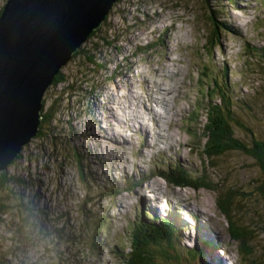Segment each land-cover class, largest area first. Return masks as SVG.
<instances>
[{"label":"rangeland","instance_id":"1","mask_svg":"<svg viewBox=\"0 0 264 264\" xmlns=\"http://www.w3.org/2000/svg\"><path fill=\"white\" fill-rule=\"evenodd\" d=\"M261 1H240L236 19L230 0H220L237 30H224L218 21L227 35L215 48L213 23L210 26L206 16L210 13L209 0L114 2L96 34L79 48L81 53L61 67L63 81L52 83L45 94L42 113L46 120L41 131L8 166L15 178L23 180L31 203L17 207L14 200L13 207L6 206L0 215V264H128L138 206L150 204L153 210L161 211L157 207L168 205L170 200L173 204L166 214L171 213L172 218L176 210L181 215L192 208L199 219L195 228L180 230L172 225L176 231H184L181 246L190 241L185 237L195 235L201 227L221 235L218 246L224 237L223 246L237 257V264H247L248 257L264 263V191L260 189L264 171L255 158L231 150L217 169L204 171L214 185L227 176L222 184L218 182L220 190L229 185L248 192L237 196L246 199L249 207L245 206L242 215L236 209L232 212L237 223L245 221L244 217L255 222L254 228L248 227L254 235L249 240L253 252L247 257L238 253L237 243L229 235L230 221L217 204L219 192L172 186L156 175L170 161L189 163L191 170L204 166L195 141L199 143L203 136L206 117L198 107H204L213 92L209 85L215 83L214 77L224 83L229 77L241 97L237 117L264 140ZM5 2L0 0V13ZM92 51L103 61V68L88 62L89 56L94 58ZM181 63L189 70L184 80L180 75L184 72L177 69ZM157 85L165 86L167 93L159 92ZM145 86L148 101L143 100ZM159 106L167 111L170 126L161 122ZM190 113L195 119L199 116L200 122H188ZM237 125L235 136L251 143L249 133ZM134 128L144 133L147 142L154 128L156 140L144 147L143 134L135 133ZM114 132L125 140L113 141L109 135ZM150 145L165 148L166 161L152 166L154 148ZM78 153L83 155L87 180L82 178ZM145 178L144 183H136ZM106 185L115 186L109 195ZM41 211L43 217H38ZM193 213L187 212L182 218L190 222ZM102 216L108 221L98 224ZM100 226L108 230L101 232ZM116 245L121 247L118 253L113 251ZM181 246L177 243L174 250L164 247L163 253L170 250L172 256H162L158 262L192 264Z\"/></svg>","mask_w":264,"mask_h":264},{"label":"water","instance_id":"2","mask_svg":"<svg viewBox=\"0 0 264 264\" xmlns=\"http://www.w3.org/2000/svg\"><path fill=\"white\" fill-rule=\"evenodd\" d=\"M117 0H6L0 13V176L40 132L46 91Z\"/></svg>","mask_w":264,"mask_h":264},{"label":"trees","instance_id":"3","mask_svg":"<svg viewBox=\"0 0 264 264\" xmlns=\"http://www.w3.org/2000/svg\"><path fill=\"white\" fill-rule=\"evenodd\" d=\"M214 1V2H213ZM210 2V13L209 11L206 12V16H208L207 21L211 26L212 25V38L216 39V44L213 45V48L218 42L222 41V37L226 32L224 30L236 31L237 28L234 24L231 23L229 15H227L226 9L223 8L220 0H209ZM215 12L217 14V19L215 17ZM223 24V28L220 23ZM223 30V32H221ZM98 30L93 31V33L89 36L91 38L94 34H96ZM222 33V34H221ZM227 35V34H226ZM146 50H151L150 48H145ZM143 49V50H145ZM264 50V47H261V51ZM78 53H81L79 49L74 56ZM92 58L89 56L88 62L92 66H99L100 69L103 68L102 62L96 59V53L92 51ZM228 72V71H227ZM61 72L56 75L55 81L53 84H57L62 80ZM229 77L226 76L225 83L227 86L232 87L233 85L228 80ZM240 98V96H239ZM246 102V101H245ZM236 103L235 96L232 94L227 98V95L222 94L218 95L217 97H209L208 101H206V105L203 107L208 115V121H206L205 126H203V136H200L199 143H197L200 147L199 153L206 166V173L210 170L217 169L218 166L221 164V159L229 154L231 150H239L247 155L255 158L257 163L260 165L261 169L264 171V140L260 139V135L257 131H253L250 127H246L242 124L237 117V112L234 108ZM44 104H45V97H44ZM239 105H241L239 103ZM43 123L46 120L45 114H43ZM51 120V118L49 119ZM241 124V128L246 132L249 133L251 138V143L245 141L238 136H235L234 132V124ZM43 123L40 127V131L43 127ZM237 125V126H239ZM259 137H258V136ZM19 157V156H18ZM218 158V159H216ZM83 155L78 153V161L79 165L82 168V177L83 179L86 177L84 172V160ZM216 159V160H215ZM87 166V165H86ZM204 173L202 176H198L196 174H192L190 171L187 170H180V172H172L168 175V179L177 185L183 186H192L194 188H209L219 192L217 196V204L220 210L228 217L230 221V233L232 237L238 241L239 251L241 255L247 257L248 255L251 256L253 252V244L250 243V239H253V231L250 228H254L255 222L249 216V218H245L242 222L237 223L232 219L233 211L238 210L239 214L242 215V212H245V206H248L246 199L243 197L237 196V194H245L247 195L248 192H242V189H234L229 185H225L220 188L218 185L222 184L224 181L227 180V176L222 179H218V182H215L216 185L212 183L211 176L206 175ZM199 180H193V179ZM222 180V181H221ZM90 182V181H89ZM261 191H264V180L263 185L260 187ZM26 187L23 185V180L21 177H14L8 170L3 172L0 176V215L4 212V208L7 206L8 208L13 207V202L17 203L16 206L20 207L22 205H26V202L31 203V200L28 201L25 195ZM38 196V195H37ZM243 201V202H242ZM28 206V205H27ZM249 207V206H248ZM31 211L38 213L35 207H30ZM38 217H43L42 214L39 213ZM241 220V219H240ZM141 217L138 216L137 221L134 224L133 232V240H132V249L128 252L127 255V263L128 264H161L158 262L160 257L165 256L168 257V252L164 250V247H172L175 241L173 240V236L171 235L173 231H171V227L174 222L164 221L162 225L156 227L152 226L155 224L152 223H141ZM252 221V222H251ZM251 222V223H250ZM102 223L101 221L97 222ZM100 226L99 228H101ZM174 228V227H173ZM254 230V229H253ZM174 247V246H173ZM198 250V248L196 249ZM200 250H198V253ZM173 262V260H172ZM263 262L260 261L261 264ZM257 259L255 258H247V264H259ZM264 264V263H262Z\"/></svg>","mask_w":264,"mask_h":264},{"label":"bare ground","instance_id":"4","mask_svg":"<svg viewBox=\"0 0 264 264\" xmlns=\"http://www.w3.org/2000/svg\"><path fill=\"white\" fill-rule=\"evenodd\" d=\"M172 60H173V59H172ZM158 73H159V72H158ZM163 77H164V76H163ZM167 79H168V77H167ZM169 79H170V78H169ZM159 85H161V84H159ZM159 85H157L159 92H161L162 94H166L167 91H168V89H166L165 86H164V87H160ZM111 111H114V110L111 108ZM145 127H146V126L141 125V129L145 130V129H146ZM109 138H111L113 141H115V142H117V143H120V141L125 140V138H122V137L120 136V134H116L115 132L112 133V134H110V135H109ZM163 151H164V150H163ZM216 241H217V240H216Z\"/></svg>","mask_w":264,"mask_h":264}]
</instances>
